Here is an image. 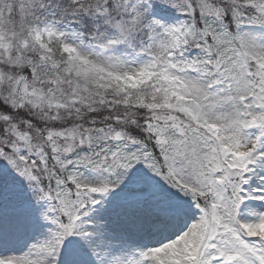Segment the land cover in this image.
<instances>
[{
	"label": "snow or ice",
	"instance_id": "1",
	"mask_svg": "<svg viewBox=\"0 0 264 264\" xmlns=\"http://www.w3.org/2000/svg\"><path fill=\"white\" fill-rule=\"evenodd\" d=\"M0 264H264V0H0Z\"/></svg>",
	"mask_w": 264,
	"mask_h": 264
}]
</instances>
